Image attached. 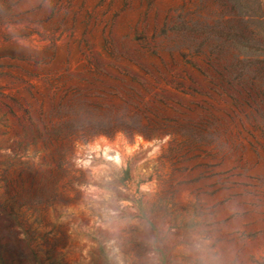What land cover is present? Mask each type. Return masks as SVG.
<instances>
[{"label": "rangeland", "instance_id": "obj_1", "mask_svg": "<svg viewBox=\"0 0 264 264\" xmlns=\"http://www.w3.org/2000/svg\"><path fill=\"white\" fill-rule=\"evenodd\" d=\"M241 3L230 85L168 30L179 15L221 30L215 0H0V264H110L112 241L145 264L140 223L114 222L155 230L229 194L251 199L264 264V0Z\"/></svg>", "mask_w": 264, "mask_h": 264}, {"label": "clouds", "instance_id": "obj_2", "mask_svg": "<svg viewBox=\"0 0 264 264\" xmlns=\"http://www.w3.org/2000/svg\"><path fill=\"white\" fill-rule=\"evenodd\" d=\"M252 201L226 195L222 202L206 197L192 198L188 211L170 218L158 229L149 215L143 222L117 221L113 231L129 223H140L149 251L145 264H162L161 251L173 245V264H250L251 244L247 224ZM110 264H126L124 252L116 241L108 245Z\"/></svg>", "mask_w": 264, "mask_h": 264}, {"label": "trees", "instance_id": "obj_3", "mask_svg": "<svg viewBox=\"0 0 264 264\" xmlns=\"http://www.w3.org/2000/svg\"><path fill=\"white\" fill-rule=\"evenodd\" d=\"M215 2L231 16L227 24L222 25L221 30L216 25L183 15H179L168 30L172 32L171 40L175 44L188 48L194 55L205 54V62L209 67L232 85L234 78L230 76L233 66L220 63V48L228 42L232 45H245L248 38L247 33L251 31L247 12L249 6L242 5L241 0H215ZM214 37H221L222 40L214 42ZM182 55L187 57L186 54L182 53Z\"/></svg>", "mask_w": 264, "mask_h": 264}]
</instances>
